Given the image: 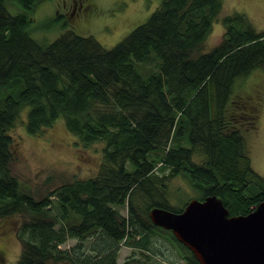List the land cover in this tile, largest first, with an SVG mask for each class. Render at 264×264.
I'll list each match as a JSON object with an SVG mask.
<instances>
[{"label": "trees", "instance_id": "1", "mask_svg": "<svg viewBox=\"0 0 264 264\" xmlns=\"http://www.w3.org/2000/svg\"><path fill=\"white\" fill-rule=\"evenodd\" d=\"M18 2L23 12L11 13L0 0V220L19 217L15 264H120L121 244L133 248L121 264H199L149 211L179 213L193 198L216 195L230 215H247L264 200V177L246 143L259 107L240 93L264 69V31L234 12L222 18V40L206 51L223 0H160L110 48L71 29L46 43L31 34L38 0ZM25 108L32 135L63 118L82 146L101 143L98 173L39 199L22 188L11 171L10 132ZM174 178L197 197L171 204ZM70 239L76 244L63 249Z\"/></svg>", "mask_w": 264, "mask_h": 264}, {"label": "rangeland", "instance_id": "2", "mask_svg": "<svg viewBox=\"0 0 264 264\" xmlns=\"http://www.w3.org/2000/svg\"><path fill=\"white\" fill-rule=\"evenodd\" d=\"M159 3L160 0H38L30 14L31 34L37 40L49 43L71 29L79 35L93 36L110 48L145 22ZM7 8L11 13L23 12L18 0H7ZM234 12L244 13L258 31H264V0H223L219 17L204 43L206 51L222 40L225 32L222 18ZM240 90L243 96L253 97L259 107L256 130L247 135L246 143L252 167L264 177V69H255L244 80ZM28 110L22 111V122L10 132L16 145L11 171L22 188L39 199L65 182L90 178L98 173L102 161L101 143L82 146L67 129L63 118L42 133L32 135L25 127ZM169 189L170 202L178 207L197 197L180 178L172 179ZM178 195H183L179 202ZM51 199L55 201L54 197ZM118 210L127 216L126 206L118 207ZM18 218L12 216L0 220V264H15L20 257L22 243L17 236ZM75 244L76 240L70 239L62 248L69 249ZM165 245L173 259L181 262L176 249L168 242ZM132 251L133 248L121 244L118 263H123Z\"/></svg>", "mask_w": 264, "mask_h": 264}, {"label": "water", "instance_id": "3", "mask_svg": "<svg viewBox=\"0 0 264 264\" xmlns=\"http://www.w3.org/2000/svg\"><path fill=\"white\" fill-rule=\"evenodd\" d=\"M149 217L172 232L199 264H264V200L247 215H230L212 195L191 199L179 213L154 207Z\"/></svg>", "mask_w": 264, "mask_h": 264}]
</instances>
